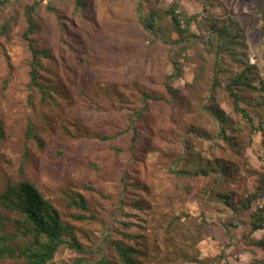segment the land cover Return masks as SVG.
I'll use <instances>...</instances> for the list:
<instances>
[{"label":"rangeland","instance_id":"374dc122","mask_svg":"<svg viewBox=\"0 0 264 264\" xmlns=\"http://www.w3.org/2000/svg\"><path fill=\"white\" fill-rule=\"evenodd\" d=\"M82 1L77 7L75 0H44L37 10L32 38L51 53L38 68L45 94L32 84L24 37V9L32 0L0 6V24L9 22L0 37V193L10 183L31 181L86 249L62 246L48 264H123L116 242L138 250V264H261L264 252L250 238L263 239L264 229L249 233V212L264 204V132L255 129L259 116L252 114L251 127L226 90L243 70L240 56L216 60L208 30L210 21H228L241 35L237 54L247 50L264 64V0ZM174 3L183 18H198L184 35L185 50L172 43L180 35L165 14ZM153 10L166 39L153 41L139 21ZM173 59L183 71L168 80ZM144 92L161 99L144 102ZM238 92L242 107L259 110L252 104L259 94ZM212 106L227 123L211 115ZM131 120L134 151V130L126 131ZM103 134L114 137L101 140ZM187 167L209 174L172 171ZM255 192L257 201L245 211L222 197L229 193L239 208ZM78 193L85 211L71 205L69 197ZM78 214L89 218L75 219ZM0 217L13 244H26L29 238L15 229L19 216L1 202ZM0 264L28 262L16 251L1 255Z\"/></svg>","mask_w":264,"mask_h":264},{"label":"trees","instance_id":"16d2710c","mask_svg":"<svg viewBox=\"0 0 264 264\" xmlns=\"http://www.w3.org/2000/svg\"><path fill=\"white\" fill-rule=\"evenodd\" d=\"M11 1L18 0H0V6H3ZM44 0H32L31 3L25 6V17L28 22V27L24 33L25 39L28 41L29 48L32 54V60L29 64L31 66L30 75L32 79V84L39 86V88L45 94L44 88L48 86L42 84L39 81L38 68H40L41 60L43 58H50L51 53L48 49L42 48L38 43L34 41L32 35H34L38 30V22L36 20L37 10ZM75 5L77 7L85 6L82 0H75ZM48 10H54L50 5H47ZM179 4L174 3L165 14H169L172 16V20L177 27L179 32V38L174 40L172 43L176 44L177 47H181L182 49L188 48V39L184 37L185 34L189 31L190 26L193 22L198 20L197 16H188L183 18L182 15L178 12ZM139 13L141 9H138ZM161 18V14L159 12L153 10L148 11L144 14H141L139 17V21L147 29L152 37L153 41H159L160 39H166L161 30L158 27V19ZM210 28L208 32H211L212 40H210V45L213 47V51L215 53L216 60L219 57H223L225 55H236L240 56L239 62H241L243 66V70L236 74L230 81V83L226 86V90L232 96L234 101V108L241 113V115L249 122L251 127L255 124V113L260 118V123L255 127L256 130H260L264 132V64H257L251 62L252 54H248L247 50H241L239 54H237L236 50L241 45L240 40L241 35L236 29H233L231 25L226 21L225 24H220L218 21L213 20L210 21ZM222 25V26H221ZM9 30V22L5 21L3 24H0V37L4 36ZM197 37V36H195ZM166 41V40H164ZM231 49V50H230ZM177 50V48H176ZM230 50V51H229ZM174 63V73L169 75L167 79H175L182 75V64L177 61V59H173ZM217 64V62H216ZM217 72L220 69H216ZM252 79H259L261 85L258 86L254 84ZM252 89L253 92L259 94L258 103L256 100L252 103L253 105H259V110H252L251 108L242 107L241 103H244V98L238 92L240 89ZM174 94L173 89L168 88ZM144 102L148 101V98H154L155 100L161 99L158 96L143 93ZM263 105V106H262ZM211 115L215 117L218 121L222 123H227V119L224 116V112L217 108L216 106H212L209 109ZM129 125L127 130H134L131 145L129 147L130 150L134 151L136 149L137 143V133L136 129L132 126V120L129 121ZM239 128V127H237ZM226 127L222 126L221 132H225ZM122 133V132H121ZM28 134L34 140H36L38 146L43 149L44 143L43 140L37 136L31 127H28ZM5 135L3 122L0 120V139H2ZM117 135V134H116ZM112 135L103 134L100 136L101 140L111 139ZM229 142H233L229 137L225 138ZM117 151H121V148H117ZM175 174L180 176H194L199 174H209L208 170L205 168H201V170L193 169V168H183L180 170H172ZM223 199L234 208L236 211H245V209H249L253 202H256L258 199V193L255 192L251 197H248L247 204L242 207L236 208L234 207L230 200L231 195L229 193L222 195ZM72 204L81 210L88 209L87 201L83 195L78 193V198H74L72 196L69 197ZM0 202L4 205L8 210L15 212L19 218L15 220V229L17 232L25 237H28L26 244L22 245L13 244L14 235L7 234L5 230L2 228V219L0 217V239L3 243L0 245V256L4 254L13 255L17 251L20 255L24 256L28 264H48L50 263L58 250L62 246H67L73 250H76L79 253H86V249L84 248V244L77 238L76 234L70 230V226L66 224L61 219V214L59 210L48 200L46 199L40 190L33 184L31 181L23 180L16 183H10L7 185L5 190L0 193ZM75 219L79 220H87L89 217L84 214L74 215ZM249 233L253 234L258 230L264 229V204L257 206L256 209L251 210L249 212ZM236 225V224H233ZM67 236L69 239H67ZM250 242L252 245L261 251L264 252V238L259 240L256 238H250ZM115 248L120 256V259L123 264H138L139 260L137 258L138 250L131 246H123L122 244L116 242ZM264 264V260L261 262Z\"/></svg>","mask_w":264,"mask_h":264},{"label":"built area","instance_id":"2783aa9c","mask_svg":"<svg viewBox=\"0 0 264 264\" xmlns=\"http://www.w3.org/2000/svg\"><path fill=\"white\" fill-rule=\"evenodd\" d=\"M251 62H252V64L255 62L254 56H251Z\"/></svg>","mask_w":264,"mask_h":264}]
</instances>
